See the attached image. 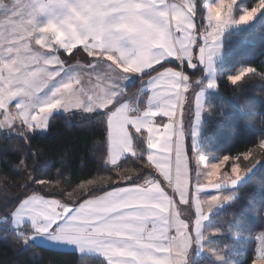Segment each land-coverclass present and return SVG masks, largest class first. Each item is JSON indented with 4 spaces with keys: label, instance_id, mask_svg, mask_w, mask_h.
<instances>
[{
    "label": "snow or ice",
    "instance_id": "1",
    "mask_svg": "<svg viewBox=\"0 0 264 264\" xmlns=\"http://www.w3.org/2000/svg\"><path fill=\"white\" fill-rule=\"evenodd\" d=\"M234 6L238 0L202 6L197 0H0V130L27 141L47 131L58 113L90 114L87 120L106 133L97 148L98 171L111 173L73 186L59 172L53 183L41 178L47 173L33 160L30 170L24 166V187L44 185L62 199L36 191L5 198L0 238L29 250L71 248L82 262L189 264L208 213L233 199L212 196L206 214L200 193L238 185L259 163L254 153L264 156V139L254 150L214 163L197 151L204 91L184 66L193 76L211 72L224 53L225 32L252 25L264 0L239 8L238 18ZM249 74L257 69L244 67L227 79L235 86ZM133 81L140 88L129 96ZM206 87L217 88V80ZM225 166L230 171L221 176ZM152 168L180 204L195 208L194 221L181 218ZM259 242L252 264H264V235Z\"/></svg>",
    "mask_w": 264,
    "mask_h": 264
},
{
    "label": "trees",
    "instance_id": "2",
    "mask_svg": "<svg viewBox=\"0 0 264 264\" xmlns=\"http://www.w3.org/2000/svg\"><path fill=\"white\" fill-rule=\"evenodd\" d=\"M205 2L213 0H197L198 6ZM241 2L236 6V15L241 14L239 8L255 6L258 0ZM248 66L256 68L257 74H249L235 86L228 81L229 75ZM184 70L190 80H198L204 74L193 76V70L186 66ZM215 70L218 87L206 96L207 116L202 123L198 151L205 157L220 159L254 150L264 139V78L260 75L264 73V11L252 25L225 35L224 53ZM134 89L136 84L129 88V93ZM187 94L191 95L192 89ZM88 116L56 115L54 122L49 121L46 133L30 134L27 141L16 134L0 132V206L5 198L14 201L21 193L30 191L62 199L59 194L46 193L44 185L29 182L24 187V166L30 170L33 160L47 173L41 178L53 183L59 172L73 186L96 175L111 174L98 171L101 165L97 148L106 139V133L102 126L90 123ZM254 156L259 163L236 188V197L209 219L210 227L217 232L209 244L225 253V264H252L257 254L256 237L264 232V156L255 153ZM248 163L244 161L241 167ZM149 171L159 178L154 168ZM3 235L1 225L0 237ZM101 261L92 257L82 262L78 253L42 246L31 250L13 247L11 237L0 238V264H100Z\"/></svg>",
    "mask_w": 264,
    "mask_h": 264
},
{
    "label": "rangeland",
    "instance_id": "3",
    "mask_svg": "<svg viewBox=\"0 0 264 264\" xmlns=\"http://www.w3.org/2000/svg\"><path fill=\"white\" fill-rule=\"evenodd\" d=\"M242 1V0H241ZM216 2H218V0H216ZM239 2V0H238ZM222 15L226 16V12L222 13ZM240 15V14H239ZM239 15H236V6L233 7V16L238 18ZM246 26H239L238 28H232L230 29L228 32L232 31V30H241ZM225 32V35L228 33ZM222 57V56H221ZM221 57H219L217 59V61L219 59H221ZM218 62H216L217 64ZM216 65L214 67V69L211 72H204V77L201 79V85H202V89L204 91V93L207 92L208 93H213L216 91L217 88L214 89H208L206 87V84L209 80L212 79H216L217 80V75H216ZM15 105V101H13V107ZM204 112L202 113V119L204 120L205 117L207 116V104H206V99L204 96ZM68 117H72V116H68ZM2 115H0V119H2ZM0 132H4L6 133L4 130H0ZM41 134L46 133L47 131L44 132H40L39 130L37 131ZM7 135V134H6ZM205 157V156H204ZM206 160L209 163H214L216 162L218 159H214V158H208L205 157ZM231 163V161H230ZM203 170V169H202ZM230 171V169L228 168V166H225L224 168L221 169V176H224V174L226 172ZM251 173H249L248 176H246L244 178V180H242L238 185L236 186H231V185H226L221 187L220 189H207L204 190L200 193V198L202 201V208L205 210V213L207 214V200H210L212 196H216V195H220V196H232L233 199L236 197V188L242 184L249 176ZM191 195V193H190ZM232 199V200H233ZM232 200H223L220 204L214 206L212 208V211L210 213H208L207 215V219L205 221L202 222V233H201V238H202V242H198L191 250L190 254H189V264H225V259H226V255L225 253L217 250L216 248L209 246V241L212 239V237H214L217 232L215 230H213L210 225H209V219L211 216L220 213L221 210L228 204L230 203ZM224 205V206H223ZM192 207L191 209L189 208L188 205L184 206L183 209V213L185 214L184 216L187 218H190L191 221H194L195 216L193 213H195L193 211ZM186 212H185V211ZM193 214V215H192ZM1 226V225H0ZM261 235H264V232L259 234L256 237V242H257V253L259 251L260 248V242H259V237ZM201 238H198V240H200ZM257 255V254H256Z\"/></svg>",
    "mask_w": 264,
    "mask_h": 264
},
{
    "label": "crops",
    "instance_id": "4",
    "mask_svg": "<svg viewBox=\"0 0 264 264\" xmlns=\"http://www.w3.org/2000/svg\"><path fill=\"white\" fill-rule=\"evenodd\" d=\"M2 2L3 3H5V4H9L10 2H11V0H2ZM216 2V1H215ZM206 3H210V2H205V4ZM0 21H3V16L2 15H0ZM34 47H39L38 45H34ZM62 58H63V54H62ZM220 60V59H219ZM218 60V61H219ZM218 61H216V62H218ZM81 62H83V60L81 61ZM186 66V65H185ZM187 67V66H186ZM190 69V68H189ZM190 70H192V69H190ZM204 75L205 74H203V76L201 77V78H199L198 80H201L203 77H204ZM134 84H136V89H134L132 92H130L129 93V88L132 86V85H134ZM139 88H140V84H139V81H133V82H128V87H127V92H128V95L129 96H131V95H133V94H136V93H138V90H139ZM204 96H205V99H206V96H207V92L206 93H204ZM146 103H147V101H146V98L144 99V104L146 105ZM194 105H193V111H194ZM207 109V108H206ZM57 115H62V116H74V115H80L81 116V114L79 113V112H76V111H74L73 113H71V114H69V113H63V112H61V113H58ZM87 115H90V114H87V113H85L83 116H87ZM167 118H164V120H166ZM156 120H157V122L159 123L160 122V120H161V118L160 117H157L156 118ZM202 123H203V119H202V121H201V126H200V134H201V128H202ZM187 142V141H186ZM199 145H200V137H199V141H198V148H199ZM198 148H197V151H198ZM189 157L191 158V153H189ZM158 176H159V178H158V180H159V182H160V184H161V187L164 189V191L169 195V196H172L173 197V199L174 200H176V202H177V206H178V208L180 209V212H181V218L182 219H185V218H187V217H185L184 215V213H183V207L184 206H186V205H184V204H180L179 203V196H178V194H174L173 193V189L168 185V183H167V181H165L164 180V178H163V176L162 175H160V173L158 172ZM190 203H191V201H190ZM224 206V205H223ZM185 211V210H184ZM193 211L195 212V208H193ZM186 212V211H185ZM194 214V213H193ZM192 214V215H193ZM209 246H211L210 244H209ZM42 247H44V248H48V249H53V250H59V251H69V252H75L73 249H71V248H54L52 245H48V244H45V245H42ZM76 253V252H75ZM79 254V253H78ZM258 254V253H257ZM257 256V255H256ZM97 258H100V259H103L102 257H97Z\"/></svg>",
    "mask_w": 264,
    "mask_h": 264
}]
</instances>
